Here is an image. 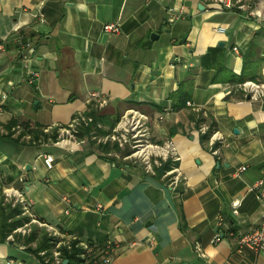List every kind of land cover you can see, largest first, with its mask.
Returning <instances> with one entry per match:
<instances>
[{
	"label": "crops",
	"instance_id": "obj_1",
	"mask_svg": "<svg viewBox=\"0 0 264 264\" xmlns=\"http://www.w3.org/2000/svg\"><path fill=\"white\" fill-rule=\"evenodd\" d=\"M230 3L0 0V125L7 130L0 136L21 127L14 140L0 139V193L20 191L46 224L31 226L38 236L26 245L0 244V264H57L53 251L39 260L27 250L51 229L88 257L107 252L110 264H264L250 249L236 251L264 213V104L236 82L245 76L264 83V0ZM112 23L119 34L104 33ZM19 41L34 47L29 63ZM31 72L39 74L32 84ZM93 93L106 105L90 99ZM131 110L149 117L154 144L175 147L173 176L159 175L162 165L154 162L147 173L124 160L125 151L93 139L110 134ZM80 114L93 120L91 141L78 133L58 144L59 127ZM25 123L48 139L16 141ZM46 154L54 158L51 170Z\"/></svg>",
	"mask_w": 264,
	"mask_h": 264
},
{
	"label": "built area",
	"instance_id": "obj_2",
	"mask_svg": "<svg viewBox=\"0 0 264 264\" xmlns=\"http://www.w3.org/2000/svg\"><path fill=\"white\" fill-rule=\"evenodd\" d=\"M231 0H225V4L231 7ZM240 9H245V5H242ZM172 13V11H171ZM170 13V14H171ZM176 19L175 16L169 17L167 21L169 23L174 22ZM103 31L105 34H119L120 29L119 25L116 23L106 24L103 27ZM216 32L224 33L225 28L219 27ZM20 43L19 55L21 59L25 63H29L32 55L34 54V47L30 41ZM233 51L239 54V49L237 47L233 48ZM39 74L37 72H31L29 77V83H33L36 81ZM264 76V69H263ZM239 90L245 95L249 96L250 99L255 101H260L264 104V83L259 81H246L239 86ZM3 98H6V95H3ZM90 99L95 100L98 103L99 107H103L106 105V100L101 98L98 94H91ZM189 105V104H188ZM93 122V120L89 117H86L82 114L76 115L66 126H61L58 129V139L63 141H76L77 135L79 133V129L82 126H88ZM21 127H17L11 129L12 132L16 133L20 130ZM206 128L202 127L201 131L203 134L206 132ZM7 132L3 130L0 125V134H6ZM97 144H112L116 145L118 149L126 150L128 152L127 156L124 157V160H131L133 163H138L142 166L145 172L152 174L153 173V162L157 166H161L163 162L168 160H172L175 158V147L171 142H167L164 145H157L151 141V133L149 127V117L137 110H131L125 112L117 122L116 126L112 130L110 134L105 137L98 138L93 137ZM81 143V141L79 142ZM214 155H217L218 152L216 150H212ZM43 163L48 170L53 169L54 167V158L52 155L46 154L43 156ZM246 170V167H241L238 172L235 173L236 177H240L241 173ZM172 170L167 172V176H173ZM172 184L178 183L179 179L177 177H172ZM263 185L262 181H259L252 190L256 188H261ZM0 189L2 187L0 186ZM4 195V204L11 205L12 207H20L22 213L24 215H28L30 218L28 223H24L22 226L16 228L11 235L7 237V242H15L14 234H19L23 237L28 236L31 233V226L37 225L39 227H46V224L37 218L31 215V209L33 207L32 202L26 200L24 195L13 188H3ZM67 201V199H63ZM239 203L234 202L232 207L234 209V213H237L236 209L238 208ZM222 224V221L219 222V225ZM51 237L55 238V246L53 248L54 258L57 260V264L61 262V252L59 251L60 247L70 248L71 244L69 241L62 244L59 240V234L57 231L51 229ZM223 234L218 233L214 239L213 243H217L221 240ZM111 244L106 245V249L110 250ZM245 249L252 250L255 254L264 256V213L262 216V221L260 226L254 231L242 235L237 240L236 251L238 253H242ZM44 253V252H43ZM95 264H110V258L107 255V252L103 254V256L95 262Z\"/></svg>",
	"mask_w": 264,
	"mask_h": 264
},
{
	"label": "trees",
	"instance_id": "obj_3",
	"mask_svg": "<svg viewBox=\"0 0 264 264\" xmlns=\"http://www.w3.org/2000/svg\"><path fill=\"white\" fill-rule=\"evenodd\" d=\"M245 71H246V66H245ZM255 79L256 77H251L250 81L255 80ZM246 81H247L246 77L242 76L236 82L239 83L240 85ZM89 115L91 116L92 114H89ZM85 116L87 117L88 115H85ZM14 126H16V124L9 126L8 129L10 128L12 129V127ZM30 128H32V126L29 123L23 124L22 130L20 131L19 135L16 137L15 140L20 141L23 137L30 136V139H31L30 142L23 144V145H30L35 141H45L48 139V135L43 134V132L40 133V132H35L32 130L30 131ZM11 129L9 130L10 132H11ZM80 129L81 130H79L80 132H79L78 137L80 139L82 137L83 138L86 137L88 140H90V133L92 130L91 126L90 127L89 125L88 127L82 126ZM211 133H212L211 131L207 132L203 138L208 139ZM12 136H13V133H9L6 136L4 135L0 136V139L2 138L13 139ZM52 139L56 141L57 134L52 135ZM173 165L174 164L172 163V161L168 160L165 163H163L159 169H157L158 171L157 173H159V175L164 174L165 172L170 171ZM21 215H22V211L20 207H12L11 205L4 204V198L2 197V193H0V244L6 243L7 237L16 228L22 226L25 222L29 221V219L21 217ZM37 236L38 234L32 231L30 236H26L23 238L20 236L16 237L17 238L16 242L26 245L32 242ZM54 241H55V238L45 236V238H42V241L39 244H37L36 249H32L28 247L27 250L30 251L32 254H34L39 260H41L42 257L39 256V253L41 251H46L47 255L50 256L51 251L55 246ZM60 250H61L62 256L64 257V260L67 259L68 264H95V262H97L103 256L101 255L100 257H96V258L88 257L85 250L78 248L76 243L71 244L70 248L61 247Z\"/></svg>",
	"mask_w": 264,
	"mask_h": 264
},
{
	"label": "rangeland",
	"instance_id": "obj_4",
	"mask_svg": "<svg viewBox=\"0 0 264 264\" xmlns=\"http://www.w3.org/2000/svg\"><path fill=\"white\" fill-rule=\"evenodd\" d=\"M5 131L7 132V130H5ZM10 133H14V132L11 131ZM95 142H96V141H95ZM110 145H111V146H115V148H117L116 145H112V144H110ZM117 149H118V148H117ZM117 149H116V150H117ZM118 150H119V149H118ZM120 150H121V149H120ZM123 151H125L124 153H126V154L123 156V158H124L125 156H127L128 152H127L126 150H123ZM12 233H13V232H12ZM12 233H11V234H12ZM11 234H10V235H11ZM18 236H21V235H19V234H14V235H13V237H14V241L17 240L16 237H18ZM21 237L23 238V236H21ZM60 249H61V247L59 248V251L61 252ZM52 251H53V250H52ZM43 252H44V253H43ZM39 256L42 257V260H43V259L47 258L48 255H47V252H46V251H41V252L39 253ZM53 256H54V254H53ZM61 256H62V253H61ZM61 256H60V257H61Z\"/></svg>",
	"mask_w": 264,
	"mask_h": 264
},
{
	"label": "water",
	"instance_id": "obj_5",
	"mask_svg": "<svg viewBox=\"0 0 264 264\" xmlns=\"http://www.w3.org/2000/svg\"><path fill=\"white\" fill-rule=\"evenodd\" d=\"M199 8L200 9H203L200 5H199ZM107 36L108 35H104L103 38H102V42H104L106 39H107ZM248 99H250V97H248Z\"/></svg>",
	"mask_w": 264,
	"mask_h": 264
}]
</instances>
